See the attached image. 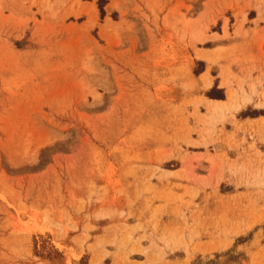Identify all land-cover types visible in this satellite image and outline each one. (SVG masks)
Segmentation results:
<instances>
[{"label": "rangeland", "instance_id": "rangeland-1", "mask_svg": "<svg viewBox=\"0 0 264 264\" xmlns=\"http://www.w3.org/2000/svg\"><path fill=\"white\" fill-rule=\"evenodd\" d=\"M0 264H264V0H0Z\"/></svg>", "mask_w": 264, "mask_h": 264}, {"label": "bare ground", "instance_id": "bare-ground-1", "mask_svg": "<svg viewBox=\"0 0 264 264\" xmlns=\"http://www.w3.org/2000/svg\"><path fill=\"white\" fill-rule=\"evenodd\" d=\"M87 11V8L84 7ZM235 96V95H234ZM232 98L230 97L229 102H213L214 104V109L213 112L217 113V112H223L224 110H229L232 107L231 104Z\"/></svg>", "mask_w": 264, "mask_h": 264}, {"label": "crops", "instance_id": "crops-1", "mask_svg": "<svg viewBox=\"0 0 264 264\" xmlns=\"http://www.w3.org/2000/svg\"><path fill=\"white\" fill-rule=\"evenodd\" d=\"M216 102V101H215ZM218 102H220V101H218ZM222 102H224V101H222ZM226 102V101H225Z\"/></svg>", "mask_w": 264, "mask_h": 264}, {"label": "trees", "instance_id": "trees-1", "mask_svg": "<svg viewBox=\"0 0 264 264\" xmlns=\"http://www.w3.org/2000/svg\"><path fill=\"white\" fill-rule=\"evenodd\" d=\"M102 14H103V11H102Z\"/></svg>", "mask_w": 264, "mask_h": 264}]
</instances>
